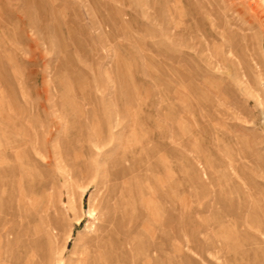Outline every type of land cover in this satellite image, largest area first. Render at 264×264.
<instances>
[{"label":"rangeland","instance_id":"rangeland-1","mask_svg":"<svg viewBox=\"0 0 264 264\" xmlns=\"http://www.w3.org/2000/svg\"><path fill=\"white\" fill-rule=\"evenodd\" d=\"M0 37V264H264V0H0Z\"/></svg>","mask_w":264,"mask_h":264},{"label":"bare ground","instance_id":"bare-ground-1","mask_svg":"<svg viewBox=\"0 0 264 264\" xmlns=\"http://www.w3.org/2000/svg\"><path fill=\"white\" fill-rule=\"evenodd\" d=\"M6 16V15H5ZM9 20V19H8ZM2 26V25H1ZM5 28V27H4ZM10 32V31H9ZM4 35H7V33L5 34L4 33ZM11 34H9V36H8V38L9 37H11L10 36ZM6 41H7V44L9 43V39H6ZM1 42H3V40H1V37H0V46H1ZM9 45V44H8ZM10 45H12L11 43H10ZM16 47V46H15ZM6 64V63H5ZM32 64V63H31ZM5 71V70H4ZM24 72V71H23ZM11 74V73H10ZM19 77H20V75H19ZM3 78V77H2ZM5 78V77H4ZM11 78V77H10ZM58 78V77H57ZM22 79V78H21ZM7 80V79H6ZM6 82V81H5ZM8 83V82H7ZM33 104V103H32ZM39 121H41V120H39ZM72 124V123H71ZM37 128V127H36ZM35 131H36V129H35ZM47 134V133H46ZM42 136V135H41ZM60 136V135H59ZM58 136V137H59ZM27 137H29V136H27ZM24 138V137H23ZM37 139H38V141H39V143L42 145V144H44L45 143V140H46V138L44 139V137H39V136H37L36 135V137L33 139V141H31L32 142V145H33V143L35 142V141H37ZM61 140V139H60ZM73 140V139H72ZM58 141V140H57ZM47 142V141H46ZM37 143V142H36ZM64 143V142H63ZM19 144H21L20 142H19V140L18 139H14V137H13V135H6L5 133L3 134V132L2 133H0V146H6V147H10L11 149L12 148H17L18 147V145ZM27 144H28V141H27ZM61 144V143H60ZM66 144V143H65ZM36 148L35 149H37L38 147L37 146H35ZM46 150V149H45ZM38 151V150H37ZM18 153V152H17ZM20 153V152H19ZM16 157V158H15ZM19 157H21L20 155H17V156H14V157H11L10 156V154H8L7 152L6 153H2L1 154V156H0V179L1 178H5L6 176H10V174H11V170L10 169H8L7 168V164H9V162L11 161V159L13 158V159H18ZM23 158V157H22ZM59 159V158H58ZM17 167V166H16ZM19 169L17 170V173H18V176L21 178L22 176H23V174L24 173H26V170H28V169H22L21 168V165L18 167ZM16 175V174H15ZM17 176V175H16ZM17 176V177H18ZM11 177V176H10ZM16 177V178H17ZM6 179V178H5ZM62 179V178H61ZM21 181H22V179H21ZM6 182V181H5ZM7 182H9V181H7ZM22 183V182H21ZM2 184V183H1ZM12 185V184H11ZM21 184H20V182H19V184H18V186H16V188H15V190L17 191V193H19V192H21V186H20ZM69 185V184H68ZM20 186V187H19ZM10 187V186H9ZM68 187V186H67ZM2 188V187H1ZM13 188V187H12ZM69 188V187H68ZM4 190V189H3ZM67 190H69V189H67ZM2 191V190H1ZM1 191H0V193H1ZM69 192V191H68ZM71 196V195H70ZM70 198V197H69ZM96 206V205H95ZM99 206V205H98ZM97 207V206H96ZM96 207H93V208H95V210H93L91 213H90V218L92 219V218H94L95 216H96ZM69 209L72 211V213L75 215V222L77 223V224H80L81 223V217H79L78 216V213H76L77 211L75 210L76 208H75V205H74V203L72 202V201H69ZM98 210V209H97ZM103 214V213H102ZM102 229V228H101ZM8 233V232H7ZM16 233V232H15ZM16 235V234H15ZM20 237V236H19ZM55 237V236H54ZM9 238V237H8ZM1 239V238H0ZM98 239V238H97ZM10 240V239H9ZM8 240V241H9ZM95 239L94 238H89L88 240H86L85 241V243L88 245L84 250H82L81 252H82V254L83 255H86L87 257H86V259L88 260V261H90L89 259H91L92 260V262L94 263V264H100V263H102V256H103V254L107 257L108 256V254H109V251L111 250V248L113 247V245H112V243H110L109 241H107V242H105L104 241V243L103 244H101L100 243V239L99 240H96V245L94 244V241ZM102 241H103V238H102ZM3 242V241H2ZM11 242V241H10ZM80 245V244H79ZM67 246V245H66ZM86 246V245H85ZM80 252V253H81ZM62 254H63V252H62ZM91 255V256H90Z\"/></svg>","mask_w":264,"mask_h":264}]
</instances>
